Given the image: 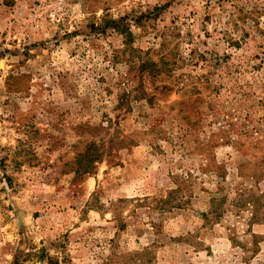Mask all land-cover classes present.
<instances>
[{
    "label": "rangeland",
    "instance_id": "374dc122",
    "mask_svg": "<svg viewBox=\"0 0 264 264\" xmlns=\"http://www.w3.org/2000/svg\"><path fill=\"white\" fill-rule=\"evenodd\" d=\"M0 264H264V0H0Z\"/></svg>",
    "mask_w": 264,
    "mask_h": 264
}]
</instances>
